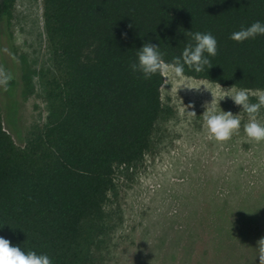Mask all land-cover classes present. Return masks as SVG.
Masks as SVG:
<instances>
[{
    "label": "trees",
    "instance_id": "obj_1",
    "mask_svg": "<svg viewBox=\"0 0 264 264\" xmlns=\"http://www.w3.org/2000/svg\"><path fill=\"white\" fill-rule=\"evenodd\" d=\"M14 5L0 0V35ZM42 17L52 65L41 78L48 115L22 147L0 115V237L53 264H103L92 248L115 170L142 161L166 117L162 69L148 79L133 72L137 48L159 45L170 65L187 31L208 32L218 42L213 66L185 67V76L264 90V36L230 38L264 22V0H42Z\"/></svg>",
    "mask_w": 264,
    "mask_h": 264
},
{
    "label": "rangeland",
    "instance_id": "obj_2",
    "mask_svg": "<svg viewBox=\"0 0 264 264\" xmlns=\"http://www.w3.org/2000/svg\"><path fill=\"white\" fill-rule=\"evenodd\" d=\"M0 68L11 77L7 89L0 87L3 127L22 147L48 115L41 78L52 65L42 0H15L9 30L0 35ZM162 75L166 117L142 161L115 170L95 258L103 264H264V141L246 137L242 111L238 133L227 141L210 138L202 113L211 93L203 86L178 89L171 67ZM186 78L215 97L216 84ZM249 93L256 102L258 90ZM220 107L240 111L229 98Z\"/></svg>",
    "mask_w": 264,
    "mask_h": 264
},
{
    "label": "clouds",
    "instance_id": "obj_3",
    "mask_svg": "<svg viewBox=\"0 0 264 264\" xmlns=\"http://www.w3.org/2000/svg\"><path fill=\"white\" fill-rule=\"evenodd\" d=\"M188 40L179 56L173 58L171 64L164 61V53L159 45L145 42L137 48L136 60L130 65L133 72H138L145 79L157 74L162 68L171 67L178 78V89L204 90L211 93V101L206 104L203 111V120L209 137L216 141H227L241 129L243 117L242 111L247 116V123L243 125V132L250 140L264 141V120L261 111L264 109V90H258L256 102L250 101L248 89L236 88L234 85L228 89L217 84L218 91L213 96L203 84L193 86L185 76V67L195 73H202L213 65L211 57L217 55V39L208 32L187 31ZM264 36V22L259 20L248 26H242L238 31L231 34V39L242 43L244 41ZM11 77L0 68V87L7 89ZM230 89V91H229ZM229 98L234 105L239 106L240 111L233 114L224 111L220 107V101ZM193 115L195 112L191 111ZM0 264H53L51 257L45 253H37L35 250L25 251L20 246L12 245L8 239L0 237Z\"/></svg>",
    "mask_w": 264,
    "mask_h": 264
}]
</instances>
